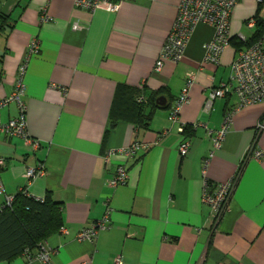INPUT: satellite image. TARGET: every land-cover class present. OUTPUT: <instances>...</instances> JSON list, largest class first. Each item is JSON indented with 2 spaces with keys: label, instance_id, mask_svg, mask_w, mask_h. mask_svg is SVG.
<instances>
[{
  "label": "crops",
  "instance_id": "0c3cea01",
  "mask_svg": "<svg viewBox=\"0 0 264 264\" xmlns=\"http://www.w3.org/2000/svg\"><path fill=\"white\" fill-rule=\"evenodd\" d=\"M181 0H118L116 12L77 9L75 0H0V101L13 91L18 66L27 58L24 76L25 121L36 149L17 137L0 133V178L7 195L19 191L59 204L61 226L42 241L53 252L51 264H264V158L246 159L252 146L264 150V129L258 124L264 104L234 111L222 147L212 151L210 131L220 128L236 104L231 64L240 26L262 8L241 0L230 18L231 41L217 65L203 63L202 45L213 29L198 25L178 64L154 66L177 16ZM45 8L51 18L40 22ZM36 40L38 52L28 55ZM195 74L188 102L178 123L168 113ZM232 83L229 92L204 110L209 90ZM125 85L163 98L147 128L119 121L110 127L116 91ZM163 104V105H164ZM18 115L11 102L0 122ZM183 126V132H179ZM183 139L186 156L178 153ZM134 141L147 148L128 161V178L109 187L122 150ZM107 158V153L111 152ZM42 165L31 182L27 168ZM238 173L229 209L214 222L202 202L205 180L211 188ZM4 196L0 195V208ZM112 209L110 226L93 241L76 236ZM35 253V252H34ZM33 253V254H34ZM0 264H40L26 254Z\"/></svg>",
  "mask_w": 264,
  "mask_h": 264
},
{
  "label": "built area",
  "instance_id": "2783aa9c",
  "mask_svg": "<svg viewBox=\"0 0 264 264\" xmlns=\"http://www.w3.org/2000/svg\"><path fill=\"white\" fill-rule=\"evenodd\" d=\"M241 0H181L178 6V12L174 24L169 31L166 40L160 50L158 59L155 63L154 70L161 69L163 62L168 61L172 64H178L185 53L187 44L195 31V28L202 24L209 26L213 29V37L210 41L202 45L203 50V63L217 65L219 63L220 55L223 50L229 46L231 41L230 33V18L234 7ZM257 5L264 9V0H253ZM118 0H75V7L89 13H93L97 9H104L109 12H116L118 10ZM51 18L47 14L45 8L40 11V22L48 23ZM262 34L260 38L252 43L249 47L237 50L231 64V82H233V89L236 95L235 106L227 111L223 118V123L218 130L210 131L212 139V151L209 153L208 158L204 162V166L208 164V159L213 156L215 150L222 147V143L230 130L232 123V116L234 111L244 108L249 105L258 103L264 104V15L261 18ZM248 30H255L256 19L250 18L246 21ZM236 39L241 43L248 42V38L242 34H238ZM38 52V44L33 40L29 45L28 55ZM27 58L21 62L17 68L16 79L13 91L9 97L0 101V111L14 102L17 106L18 115L16 118L10 119L5 123L0 122V133L8 137H17L23 140L24 144L36 149L39 145L38 141L32 139L28 132L25 121V103H24V76L26 72ZM195 80L194 73L186 75L185 84L180 90L175 103L170 108L168 113V121L171 124L178 123L179 111L182 105L188 102V92L190 86ZM232 83L220 84L218 88L211 89L206 95L204 102V110L208 111L215 99L224 97L230 90ZM258 129H264V115ZM179 132H183V126H179ZM147 148V145L134 141L126 149L122 150V155L125 161L116 166L112 178L109 180L108 185L112 189H116L126 183L128 178L127 163L134 158L136 154ZM189 150V142L183 139L179 145L178 153L181 157L186 156ZM107 153V158L111 155ZM264 158V150H258L250 147L247 151L246 159L260 160ZM4 167V160L0 157V171ZM240 170L226 183L219 184L213 189L208 181L205 180L204 188L202 191V202L210 207L213 214L214 222L220 221L222 216L229 209V201L232 192L237 183ZM44 168L38 165L34 168H27L25 177L28 182H31L37 177L42 176ZM22 192L26 195L25 189ZM0 195L4 196V203L2 208L12 207L14 196L7 195L0 178ZM29 196V195H28ZM38 200L36 198H33ZM112 209L106 205L103 216L87 226H85L76 236L78 241H93L97 235L108 229L110 226V215ZM61 234H66V229L61 226L59 228ZM29 259L37 260L40 264H51L53 252L46 249L44 245L38 246L33 255L25 252ZM113 264H122V258L117 256Z\"/></svg>",
  "mask_w": 264,
  "mask_h": 264
},
{
  "label": "trees",
  "instance_id": "16d2710c",
  "mask_svg": "<svg viewBox=\"0 0 264 264\" xmlns=\"http://www.w3.org/2000/svg\"><path fill=\"white\" fill-rule=\"evenodd\" d=\"M4 20L5 18L0 16V30L3 28ZM255 30L248 42H236L237 50L249 47L260 38L263 31L261 20L256 19ZM159 106L154 94L148 95L143 88L134 89L121 85L114 97L110 127L113 128L119 121H128L136 127L147 128ZM161 107H165V104ZM60 226L59 204L49 198L35 200L19 191L14 196L11 209L0 210V262L8 261L25 252L33 255L42 241Z\"/></svg>",
  "mask_w": 264,
  "mask_h": 264
},
{
  "label": "rangeland",
  "instance_id": "374dc122",
  "mask_svg": "<svg viewBox=\"0 0 264 264\" xmlns=\"http://www.w3.org/2000/svg\"><path fill=\"white\" fill-rule=\"evenodd\" d=\"M263 15H264V9L263 8H261L259 11H258V13L256 14V19L257 20H261V18L263 17ZM254 18V17H253ZM246 23V22H245ZM245 23H243L241 26H240V29H239V34H242V35H244L245 37H247L248 38V41L252 38V36L254 35V32L256 31V30H248L247 29V27H246V24Z\"/></svg>",
  "mask_w": 264,
  "mask_h": 264
},
{
  "label": "water",
  "instance_id": "95a60500",
  "mask_svg": "<svg viewBox=\"0 0 264 264\" xmlns=\"http://www.w3.org/2000/svg\"><path fill=\"white\" fill-rule=\"evenodd\" d=\"M156 103H157L158 105L162 106V105L165 103V101H164L163 98H158V100L156 101Z\"/></svg>",
  "mask_w": 264,
  "mask_h": 264
}]
</instances>
